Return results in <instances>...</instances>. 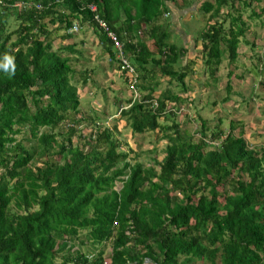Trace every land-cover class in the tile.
<instances>
[{
    "label": "trees",
    "instance_id": "1",
    "mask_svg": "<svg viewBox=\"0 0 264 264\" xmlns=\"http://www.w3.org/2000/svg\"><path fill=\"white\" fill-rule=\"evenodd\" d=\"M174 1L0 0V63L11 56L15 64L0 68V264H106L105 245L109 264H264V127L251 146L239 123L210 130L198 116L196 140L180 122L194 103L185 83L192 65L201 62L215 87L223 59L235 64L255 43L261 0L200 3L207 18L189 62L166 29ZM73 25L93 30L131 93L107 113L112 127L94 106L81 115L78 83L99 87L59 53L81 55L77 45L53 49L52 36L73 39ZM257 60L263 70L264 56ZM163 77L178 90L158 91ZM127 129L136 146L152 137L146 165V153L122 141Z\"/></svg>",
    "mask_w": 264,
    "mask_h": 264
},
{
    "label": "rangeland",
    "instance_id": "2",
    "mask_svg": "<svg viewBox=\"0 0 264 264\" xmlns=\"http://www.w3.org/2000/svg\"><path fill=\"white\" fill-rule=\"evenodd\" d=\"M203 1L206 0H175L174 3L169 5L171 12L169 15L170 20L167 22L168 25L164 23L167 25L166 29L168 32L171 33L169 41L175 42L177 45H183L187 49L186 60L188 62L194 58V54L196 53L193 40L198 36V32L205 28L207 15L205 17L201 11H198L200 3ZM208 1L212 2L213 0ZM253 8L256 12H260L261 9H264V0L254 4ZM260 18L255 19L250 25L254 38L249 39V42L254 40L255 43L253 45L249 44V46L240 50L239 54L243 53V55L239 56L235 64L230 65L226 57L223 59L218 71L213 75L216 78L215 87H213L214 82L209 75L203 73L201 62L195 61V64L191 67L193 73L185 78L187 85L186 96L193 100L194 103L188 104L187 115L183 116L180 122L183 128L188 130L189 134H192L196 140L199 138V135H196V132L199 131V121L197 120L199 116L201 119L207 120L210 130L219 121L222 122L221 127L223 129H226L229 122L239 123L237 131H243L244 138L249 145L254 146L260 143V138H257V134L264 127V87H261L260 83L264 84V76H260L259 69L263 65L257 60V57L262 58L264 56V14ZM60 34L58 33L51 38L53 49L63 48L72 44L77 45L76 49L81 52V55H69L64 50H60L59 53L62 52L63 56L70 58V63L76 71L84 69L88 72L90 71L89 76L98 83L99 89H96V86H93V82L90 80L87 81L85 87H82V83H78L77 92L81 96V115L85 116V118L88 115L93 116L89 112L91 109L94 110L93 106L98 109V112L103 111L105 117H107V113H115L116 115L120 106L126 107L123 104V100L130 98L131 93L122 82L119 71L108 65V57L103 53V49L93 30L89 27L81 29L79 27L72 34L73 39L71 40H62ZM242 40L241 43L244 41ZM147 44L153 47L151 40L147 39ZM198 45L199 50L200 42ZM260 45H263L262 49ZM186 60L183 62L185 63ZM100 68L103 69L104 75L101 73ZM261 71L264 72V69H261ZM229 72H231V76L227 75ZM127 75L129 78H132L131 74L127 73ZM77 79L78 76L76 75L75 80ZM160 80L162 83L158 91L164 90L167 87H171L175 92L178 90L173 85H167L168 78L163 77ZM206 82L209 84L208 86L204 85ZM228 82L231 84L232 93L230 94L229 101L223 103L222 99L227 95L223 88ZM109 87L115 90V93L107 89ZM113 96H118L119 98L115 103H113ZM213 102L217 103L213 105ZM102 122L108 127H112L115 124L111 117L103 119ZM140 138L141 140L139 139L138 141L140 145L136 146L134 143L136 140L131 138V130H124L122 135V141L132 148L141 151L142 154L146 153L140 156V161L146 165L148 158H150L148 156L155 154L153 153L154 151H150L151 153L145 151L149 146H152V140L150 139L152 137L144 134ZM160 150L161 145L155 150L158 160H161L163 157V153ZM41 161L42 157L37 158V165H40ZM119 185L121 186V184ZM86 249L87 247L83 248V251ZM103 249L106 264H109L107 255L110 253V247L105 245Z\"/></svg>",
    "mask_w": 264,
    "mask_h": 264
},
{
    "label": "built area",
    "instance_id": "3",
    "mask_svg": "<svg viewBox=\"0 0 264 264\" xmlns=\"http://www.w3.org/2000/svg\"><path fill=\"white\" fill-rule=\"evenodd\" d=\"M99 26L104 31H106L107 37L115 43V46L117 48H120V45L117 42L116 36L113 33H111L110 31L107 30L106 24L104 22L99 21ZM77 30H78L77 26L73 25L72 28L68 30V33H73V32H76ZM120 69H122V70L126 69L127 72L132 75V78L134 79V82H135L136 74L134 73L133 68L129 65V63L127 62L126 59H121V68Z\"/></svg>",
    "mask_w": 264,
    "mask_h": 264
},
{
    "label": "clouds",
    "instance_id": "4",
    "mask_svg": "<svg viewBox=\"0 0 264 264\" xmlns=\"http://www.w3.org/2000/svg\"><path fill=\"white\" fill-rule=\"evenodd\" d=\"M0 68L4 69L5 71L15 70L14 59L11 56H5L3 63H0Z\"/></svg>",
    "mask_w": 264,
    "mask_h": 264
}]
</instances>
